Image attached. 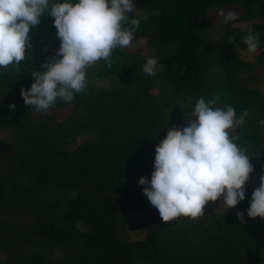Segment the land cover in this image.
Returning <instances> with one entry per match:
<instances>
[{"label": "trees", "instance_id": "1", "mask_svg": "<svg viewBox=\"0 0 264 264\" xmlns=\"http://www.w3.org/2000/svg\"><path fill=\"white\" fill-rule=\"evenodd\" d=\"M57 2L64 0H49V10ZM133 3L128 16L139 28L130 47L112 51L111 67L101 60L86 69V90L71 103L57 99L36 112L20 94L59 50L48 14L30 28L20 65L0 68V264H264V219L247 215L257 188L245 186L232 211L162 223L143 194L147 185L138 183L151 180L156 146L173 126L188 125L200 98L233 107L237 119L247 110L230 134L252 173L264 174V94L256 87L264 70V0ZM221 7L241 12L227 23L219 16L215 39L210 20ZM249 29L259 39L254 61L242 40ZM149 57L158 60L155 76L142 70ZM65 108L69 114L57 120ZM129 213L144 220L136 240L126 230Z\"/></svg>", "mask_w": 264, "mask_h": 264}, {"label": "clouds", "instance_id": "2", "mask_svg": "<svg viewBox=\"0 0 264 264\" xmlns=\"http://www.w3.org/2000/svg\"><path fill=\"white\" fill-rule=\"evenodd\" d=\"M133 0H0V68L19 66L30 48V28L40 23L44 14L54 18L60 47L50 62L42 65L44 72H32L34 83L29 90L21 89L26 106L36 112H47L57 99L71 103L74 94L86 90V69L98 61L111 67L114 49L130 47L139 20H129L134 11ZM223 22L237 19L235 12L218 8ZM128 22L130 27H124ZM247 52L254 54L259 47L258 34L251 29L242 38ZM233 38L228 43L233 44ZM57 57H62L57 59ZM158 60L149 57L143 72L155 76ZM96 87L102 86L96 81ZM216 100H197L186 117L182 130L173 126L155 148L154 171L149 181L141 177L139 185H147L143 194L159 212L160 221L167 223L177 217L193 220L204 215L209 202L222 199L226 212L245 199V184L253 167L249 157L230 134L248 116L244 110L239 119L233 107H214ZM10 110L15 105L8 106ZM195 118V119H192ZM264 125V121L260 122ZM75 196V192H73ZM247 215L264 219V177L253 192ZM243 220V214H237Z\"/></svg>", "mask_w": 264, "mask_h": 264}, {"label": "rangeland", "instance_id": "3", "mask_svg": "<svg viewBox=\"0 0 264 264\" xmlns=\"http://www.w3.org/2000/svg\"><path fill=\"white\" fill-rule=\"evenodd\" d=\"M229 11L235 12L237 14V16L239 15V13L241 12L240 9H235V8H230ZM218 18H219V14L215 13L212 17V19L210 20V27L212 28L211 30V34L213 37H215V39H217L220 35V29L218 26ZM264 23V21L262 22ZM247 23L244 24H239V23H234L233 26L234 27H239V28H245V25ZM133 47V46H131ZM135 48V47H134ZM132 50H134L132 48ZM256 54V53H255ZM247 60H251L254 61L255 55L254 54H247L246 55ZM258 74L261 76L260 80L257 82L256 87L261 91L262 94H264V70L258 69ZM69 114V109L65 108V109H61L57 112L56 115V119L59 121H63V119ZM186 122V119H184V123ZM2 132H0V136H2ZM261 177H264V174L261 173H251L249 176V180L248 182L245 184V186H250L252 188H258L260 186V182H261ZM222 199L213 203V202H209L204 210H209V211H217V212H226L225 207L222 205ZM233 208L230 209V211H232ZM228 211V210H227ZM143 223L144 220L142 218V216L138 213H129L127 215V226H126V230L130 236L131 239L136 240L142 237V231H143Z\"/></svg>", "mask_w": 264, "mask_h": 264}]
</instances>
